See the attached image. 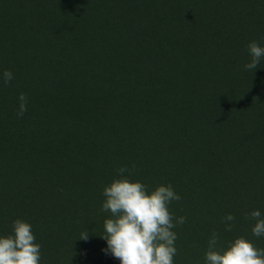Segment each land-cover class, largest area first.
<instances>
[{
	"label": "trees",
	"instance_id": "trees-1",
	"mask_svg": "<svg viewBox=\"0 0 264 264\" xmlns=\"http://www.w3.org/2000/svg\"><path fill=\"white\" fill-rule=\"evenodd\" d=\"M78 1L81 9H90V13L79 10L74 14V9L67 6L62 26L69 29L79 23L83 29L93 12L92 5L97 2L104 13L91 23L90 36L92 40H102L105 36L116 43L110 49L116 52L117 61L99 75L92 74L88 88L99 89L102 75L107 84L102 87L105 92L100 101L122 98L125 91L141 93L139 110L150 108L153 116L145 117L142 129L135 124V133H150L147 130L156 126L155 142L165 148L157 149L155 157L159 165L155 170L152 160L143 157L135 175L129 179L139 181L141 177L144 182L156 172L155 182L170 184L181 197L169 205L174 217L187 218L185 224L173 229L177 241H180L179 226L210 235L216 231L221 242L245 237L243 229L249 220L243 214L250 213V207L254 206L264 217L260 198L264 197V185L258 186L264 183V61L254 72L241 69L249 60V42L256 41L264 47V2ZM8 18L10 15H6ZM76 89L79 93L83 90L79 86ZM33 90L40 100L46 103L49 100V106L55 99V96L50 99L52 92L47 89ZM81 95L76 97L81 99ZM14 105L18 109L19 104ZM10 107L14 109L13 104ZM89 108L96 109L93 104ZM142 115L136 114V120ZM16 147V141L9 142V150L17 152ZM163 154L173 157L172 161L170 158L163 161ZM115 159L116 153L111 155L109 167L114 168ZM77 164L81 191L65 192V195L60 187L55 190L47 187L44 191L41 199L51 203L46 212L51 222L46 226L40 225L34 216L33 205L20 209L26 200H31L27 190L7 172L0 175V226L10 234L12 222L22 220L31 225L36 243L53 245L43 253L40 248V264H74L72 256L62 248L68 244L80 246V250L96 249L95 256L107 257L103 261L112 259L103 251L107 247L106 240L101 238L104 220L98 213H88V205L114 179L113 172L84 165L82 160ZM34 186L39 184L30 185L28 190L33 192ZM251 187L260 190L253 194ZM62 196L66 197L62 199ZM54 212L59 214L58 219H54ZM227 214L236 218L231 232L224 231L222 221ZM84 230L88 233L87 240L79 239ZM50 238L53 240L49 241ZM200 243L197 238L189 245L195 250ZM54 254L58 260H51ZM84 254L85 251L82 258ZM78 264L86 263L81 259Z\"/></svg>",
	"mask_w": 264,
	"mask_h": 264
},
{
	"label": "rangeland",
	"instance_id": "rangeland-1",
	"mask_svg": "<svg viewBox=\"0 0 264 264\" xmlns=\"http://www.w3.org/2000/svg\"><path fill=\"white\" fill-rule=\"evenodd\" d=\"M263 2L257 0L256 4ZM67 6L74 9V14L82 10L78 0H0V74L4 70H10L14 76L7 86L0 80V175L7 172L15 179V183L27 190L31 200H26L20 209L33 205L34 216L40 225L45 226L51 222L50 216H46L51 203L41 199L44 191L47 187L51 190L60 187L64 191L63 195L65 192L81 191L76 173L79 160L96 169L110 170L114 178H117L115 170L118 167H130L133 164L136 167L143 157L152 160L155 170L159 165L155 157L157 149L163 147L155 142L156 126L147 130H151L150 133H135V124L142 129L145 117L151 119L153 116L149 113L152 111L150 108L139 110V103L143 99L141 93L125 91L122 98L100 101L99 97L105 92L102 87L107 84L102 75L103 82L99 89L88 88L92 74L99 75L117 61L116 52L110 49V45H116L114 40L105 36L102 40H92L90 36L91 23L104 13L103 7L97 2L92 5L93 12L85 20L83 29L79 23L68 29L62 26L63 12ZM89 10L84 8L82 11L89 14ZM6 15H10V18L6 19ZM83 55L86 56L82 58ZM95 79L99 80L97 76ZM77 86L83 89L80 92L81 99L76 97L80 94ZM33 89L41 92L47 89L49 93H53L50 94V99L55 96L57 100H51L52 104L49 106V100L48 103L40 100L32 93ZM21 93L28 97L27 111L23 117L17 118L14 103L19 104L18 97ZM12 104L14 109L10 107ZM91 104L96 107L95 110H90ZM3 105H6L5 110L2 109ZM54 107L58 110H54ZM140 113L143 114L141 119L136 120L135 115ZM169 134L173 135V130ZM11 141H16L17 152L9 150L8 144ZM115 153L117 162L111 168L108 165L109 159ZM168 158L170 161L173 159L164 155L163 161ZM37 166L40 169H36ZM155 174L156 172L144 182L141 177L136 176L152 190L158 185H164L162 181L155 182ZM253 177L254 172L251 180ZM135 180L137 181L136 178ZM36 182L39 186H34V191L30 192V185ZM196 185L198 184L193 186ZM261 185L264 183L258 186ZM259 190L251 187L253 194ZM101 193L99 198L98 195L92 198L88 213H98L105 220L110 218V213L100 210L104 200ZM65 197L62 196V199ZM260 198L264 201V197ZM253 208L254 206L250 207L249 211L254 210ZM194 212L198 213L197 210ZM54 213V219H58L59 214ZM254 223L255 221L249 220L244 225L245 237L257 248H264V237L257 238L251 234ZM35 229L37 228L33 227ZM3 232L4 235L0 236L9 235L0 226V233ZM177 232L182 243L177 240L175 242L177 254L174 264H204L210 234L180 226ZM197 238L201 241L199 248L192 250L189 242ZM46 243H39L42 253L47 252L49 247H54ZM79 247L74 244L62 246L72 256L74 264L81 262V259L86 264H120L110 254H106L112 257L107 262L103 261L107 257L94 255L96 249L80 250ZM83 251L84 258L81 257ZM52 259L58 260L59 257L54 254Z\"/></svg>",
	"mask_w": 264,
	"mask_h": 264
},
{
	"label": "clouds",
	"instance_id": "clouds-1",
	"mask_svg": "<svg viewBox=\"0 0 264 264\" xmlns=\"http://www.w3.org/2000/svg\"><path fill=\"white\" fill-rule=\"evenodd\" d=\"M249 60L242 71L254 72L264 61V47L256 41L247 45ZM14 79L10 70L0 74V80L7 86ZM16 117L21 118L27 111L28 97L21 93ZM114 178L102 190L104 200L101 211L110 213L103 222L107 247L105 254L118 259L120 264H174L177 254L173 231L186 223V217H174L169 205L180 201L181 197L168 185L149 186L129 179L137 171L135 165L118 167ZM127 174V175H126ZM245 220L255 221L251 227L253 237H264V217L259 210L245 212ZM235 216L227 214L223 218L224 231L231 232ZM30 224L15 220L11 233L0 236V264H40V245L35 242ZM79 239L87 240L88 233L82 232ZM204 264H264V248H257L245 237H237L222 243L219 233L213 231L207 240Z\"/></svg>",
	"mask_w": 264,
	"mask_h": 264
}]
</instances>
